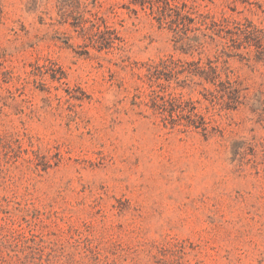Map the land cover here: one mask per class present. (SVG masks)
<instances>
[{
    "label": "rangeland",
    "instance_id": "rangeland-1",
    "mask_svg": "<svg viewBox=\"0 0 264 264\" xmlns=\"http://www.w3.org/2000/svg\"><path fill=\"white\" fill-rule=\"evenodd\" d=\"M0 0V264H264V0Z\"/></svg>",
    "mask_w": 264,
    "mask_h": 264
},
{
    "label": "trees",
    "instance_id": "trees-1",
    "mask_svg": "<svg viewBox=\"0 0 264 264\" xmlns=\"http://www.w3.org/2000/svg\"><path fill=\"white\" fill-rule=\"evenodd\" d=\"M164 4H166V7H169V9L172 10V11H173L174 9H177L176 6H171L167 0L164 1Z\"/></svg>",
    "mask_w": 264,
    "mask_h": 264
}]
</instances>
